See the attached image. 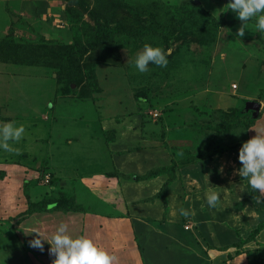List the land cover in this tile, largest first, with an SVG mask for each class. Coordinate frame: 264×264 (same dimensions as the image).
<instances>
[{"label": "rangeland", "instance_id": "374dc122", "mask_svg": "<svg viewBox=\"0 0 264 264\" xmlns=\"http://www.w3.org/2000/svg\"><path fill=\"white\" fill-rule=\"evenodd\" d=\"M226 4L0 0V123L7 111L13 114L11 121L25 126L24 142L9 141L19 151L0 149V159L28 163L31 171L20 186L19 204L28 198L31 184L43 186L41 174L54 163H64L67 175L108 171V142L119 133L130 136L124 129L137 130L155 154L165 156L154 171L167 174L161 189L176 169L194 179L191 223L202 228L204 246L235 245L245 253L243 246L264 227V198L257 202L256 191L235 169L248 130L264 122V32L257 31L253 19L244 35L236 36L241 21L231 9L224 10ZM145 43L171 49L168 64L136 70L132 60ZM249 101L262 105L258 116L247 107ZM45 106H53V120L39 118ZM210 191L220 193L215 207L198 197ZM41 196L30 211L60 205L59 196ZM23 216L22 209L14 210L0 216V224L19 230ZM191 223L189 219L186 225ZM257 242L263 250L264 238ZM257 248L248 253L258 258L246 253L253 260L249 264H264ZM0 252V264H52L30 258L24 247Z\"/></svg>", "mask_w": 264, "mask_h": 264}, {"label": "crops", "instance_id": "0c3cea01", "mask_svg": "<svg viewBox=\"0 0 264 264\" xmlns=\"http://www.w3.org/2000/svg\"><path fill=\"white\" fill-rule=\"evenodd\" d=\"M51 109L53 106L50 109L45 106L39 118L53 120L54 111ZM261 109L260 104L258 113ZM4 113L6 121H11L13 114ZM123 132L130 136L119 133L114 141L108 142L107 149L112 160L108 171L94 169L82 174L68 171L67 175L63 170L64 163H54L49 170V174L55 178L54 183L50 186L31 184L28 198L20 204L18 194H23L20 186L28 181L31 174L26 167L29 164L20 166V160L14 162L10 161L13 159L1 158L0 216L5 217L14 210L22 209L24 220L23 226L17 227L19 230L10 224H0V238L3 239L0 240V250L10 253L14 247H24L30 258L38 256L39 260L52 263L54 255L48 251L46 241L43 250L29 245V240L36 235L30 231L39 230L47 239L56 225L64 221L72 235L91 237L113 255V264H157V260L172 264H249L253 261L251 256L253 259L258 258L252 251L248 253L254 245L258 246V260L264 261V249L259 250L261 245L257 242L264 238V227L259 231V237L257 231L256 237L243 246L245 253L238 252L235 245L205 247L200 239L202 228L197 230L193 227L195 221L191 223L195 212L193 200H197L196 194L190 193V181L195 183L194 179L183 177L176 169V176L171 178L170 183H165V189H161L167 174L154 171L165 162V156L160 150V153L155 154L154 149L140 139L137 130L124 129ZM255 133L264 134V122H257L256 126L249 129L248 138ZM19 141L24 142V138ZM9 154L18 157L16 153ZM99 160L96 158L95 161ZM41 194H67L69 196L66 198L71 197L77 208L69 210L70 204L59 199V206L48 204L45 210L30 211L31 205L41 202L45 197ZM199 195L200 199L206 200L205 194ZM14 198L18 200L17 205ZM180 208L188 209L190 214L181 215ZM189 219L192 225H186ZM18 232L21 235L17 237L15 233Z\"/></svg>", "mask_w": 264, "mask_h": 264}, {"label": "clouds", "instance_id": "9594fccd", "mask_svg": "<svg viewBox=\"0 0 264 264\" xmlns=\"http://www.w3.org/2000/svg\"><path fill=\"white\" fill-rule=\"evenodd\" d=\"M227 7L231 9L241 25L237 28V35L242 37L247 28V22L255 20L258 32H264V0H227ZM171 49L165 50L159 45L145 43L142 50L134 56L132 63L139 72L149 70L150 64L164 67L168 64V54ZM25 132L23 124L14 121L0 123V149L13 151L14 146L9 141H19ZM240 166L235 169L240 177L247 178L248 184L256 191L257 202L264 198V134L255 133L243 141L238 148ZM220 199V193L210 191L206 194L209 207H215ZM180 214L187 216L189 210L180 208ZM30 240L32 247L44 249V242L49 245L48 251L54 255L52 264H113L115 257L105 248L99 246L91 237L74 236L68 231V224L59 222L50 236L45 239L39 230Z\"/></svg>", "mask_w": 264, "mask_h": 264}, {"label": "trees", "instance_id": "16d2710c", "mask_svg": "<svg viewBox=\"0 0 264 264\" xmlns=\"http://www.w3.org/2000/svg\"><path fill=\"white\" fill-rule=\"evenodd\" d=\"M101 41H102V39H101ZM71 45H72V44H71ZM71 45H68V47H71ZM73 53H74V52H72L71 54H73ZM156 117H158V116H156ZM45 173H47V171L42 172L41 176L43 177ZM48 173H49V172H48ZM54 181H55V178H53L52 175L50 174V181H49V184H48V185L53 184ZM60 195H61V196H59L60 202H61V200L66 201V203H68V205L70 204V205L68 206V209H69V210H76L77 207L73 204V202H72V198H71V197L66 198V197H68L69 195H67V194H60ZM35 205H37V203H36Z\"/></svg>", "mask_w": 264, "mask_h": 264}, {"label": "water", "instance_id": "95a60500", "mask_svg": "<svg viewBox=\"0 0 264 264\" xmlns=\"http://www.w3.org/2000/svg\"><path fill=\"white\" fill-rule=\"evenodd\" d=\"M247 107L253 110L254 115H257L258 110L260 108V103L256 101H251L247 103Z\"/></svg>", "mask_w": 264, "mask_h": 264}, {"label": "built area", "instance_id": "2783aa9c", "mask_svg": "<svg viewBox=\"0 0 264 264\" xmlns=\"http://www.w3.org/2000/svg\"><path fill=\"white\" fill-rule=\"evenodd\" d=\"M152 115L154 117L158 116L159 114L157 112L152 113ZM42 181L44 185L49 184L50 181V174L49 173H45L44 176L42 177Z\"/></svg>", "mask_w": 264, "mask_h": 264}]
</instances>
